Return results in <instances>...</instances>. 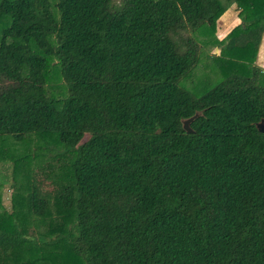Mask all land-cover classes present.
Wrapping results in <instances>:
<instances>
[{"label": "trees", "instance_id": "trees-1", "mask_svg": "<svg viewBox=\"0 0 264 264\" xmlns=\"http://www.w3.org/2000/svg\"><path fill=\"white\" fill-rule=\"evenodd\" d=\"M56 8L0 0V163L15 179L11 210L0 184V264H264V0ZM203 44L222 81L196 97L182 82Z\"/></svg>", "mask_w": 264, "mask_h": 264}, {"label": "rangeland", "instance_id": "rangeland-1", "mask_svg": "<svg viewBox=\"0 0 264 264\" xmlns=\"http://www.w3.org/2000/svg\"><path fill=\"white\" fill-rule=\"evenodd\" d=\"M58 0H51L52 3V11L57 19L60 17V13L58 9L56 8V3ZM236 10L232 9L228 13L230 15H234ZM8 20H4L0 23V26H2V30L9 26L10 19L6 18ZM5 21L7 22V25L5 26ZM224 22V18L222 19ZM263 42L260 46V51L262 49ZM217 45L213 44L212 46L208 47L203 44V54L202 59L199 64V67L194 75H192L189 79L193 78V80L186 79L182 82V86L188 90L192 95L196 97H200L204 95L205 93L209 92L211 89H213L218 83L222 81V76L217 74V67L216 64L212 61V55H219L220 50L216 48ZM260 53V52H259ZM264 61V60H263ZM259 62V59H258ZM54 64H56V60L53 61ZM260 63V62H259ZM262 65V64H261ZM258 66H260L258 64ZM263 66V65H262ZM261 67V66H260ZM264 69L263 67H261ZM189 80V81H188ZM47 91L48 94L56 99L64 100L68 96V89L63 81V78L61 77L59 71L54 66L50 68L47 75ZM39 140L36 138L34 139V143H38ZM41 145V144H39ZM18 180H21L20 177H18ZM0 184L4 185V190L1 192L3 204L6 206V209L11 210V207L13 205V194L15 193V188L13 190L12 185L15 184V179H13V168L12 165L9 162H2L0 163ZM18 184V182H17ZM1 191V189H0ZM44 191L46 192H52L53 186H51L49 183L44 186ZM44 227H41L40 229H37L34 227L35 231L31 233V236L38 237V234H44L46 233L47 229H44Z\"/></svg>", "mask_w": 264, "mask_h": 264}, {"label": "crops", "instance_id": "crops-1", "mask_svg": "<svg viewBox=\"0 0 264 264\" xmlns=\"http://www.w3.org/2000/svg\"><path fill=\"white\" fill-rule=\"evenodd\" d=\"M232 9L236 10L234 15H230L228 13ZM238 14H239L238 8L234 5L219 20V22H218V33L216 34L217 39L219 41L223 40L231 32V30L234 27L238 26L241 23V20H240ZM223 18H224V22L222 21ZM262 42H263L262 49H261V51H259L260 53L258 55V59H259L260 63L257 60V64H259L261 67L264 68V61H263L264 60V37H263Z\"/></svg>", "mask_w": 264, "mask_h": 264}, {"label": "water", "instance_id": "water-1", "mask_svg": "<svg viewBox=\"0 0 264 264\" xmlns=\"http://www.w3.org/2000/svg\"><path fill=\"white\" fill-rule=\"evenodd\" d=\"M198 114L195 115L194 117H192L189 120H186L184 122V129L188 132V133H193V130L191 129V123H193L197 118H198ZM257 128L260 132L264 133V120H262L260 123L257 124Z\"/></svg>", "mask_w": 264, "mask_h": 264}]
</instances>
